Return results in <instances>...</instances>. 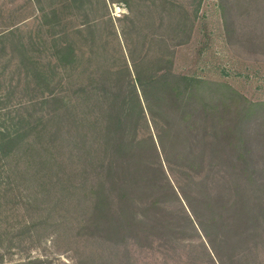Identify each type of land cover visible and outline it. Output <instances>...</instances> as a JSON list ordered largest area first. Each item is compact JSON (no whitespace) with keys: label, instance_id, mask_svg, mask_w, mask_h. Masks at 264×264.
I'll list each match as a JSON object with an SVG mask.
<instances>
[{"label":"trees","instance_id":"obj_1","mask_svg":"<svg viewBox=\"0 0 264 264\" xmlns=\"http://www.w3.org/2000/svg\"><path fill=\"white\" fill-rule=\"evenodd\" d=\"M27 23L0 32V188L29 211L19 249L35 233L66 264H135L131 245L190 227L210 263L264 264V101L135 63L119 43L89 57L35 44Z\"/></svg>","mask_w":264,"mask_h":264},{"label":"rangeland","instance_id":"obj_2","mask_svg":"<svg viewBox=\"0 0 264 264\" xmlns=\"http://www.w3.org/2000/svg\"><path fill=\"white\" fill-rule=\"evenodd\" d=\"M26 19L22 33L31 34L35 44L50 47L57 40L89 57L92 50L113 54L119 43L135 63L154 62L177 75L226 83L251 102L264 101V0H0V32ZM173 175L178 183L185 181ZM14 197L10 188H0V264H28L34 258L70 263L48 236H26L28 250L10 239L16 213L23 221L29 213L14 206ZM172 213L180 217L176 209ZM184 231L173 242L131 245L130 258L135 264H212L190 227Z\"/></svg>","mask_w":264,"mask_h":264}]
</instances>
